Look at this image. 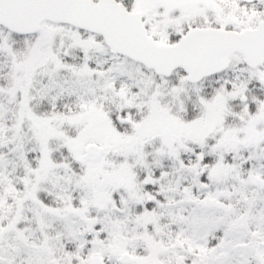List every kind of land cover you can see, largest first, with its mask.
Masks as SVG:
<instances>
[{
    "label": "snow or ice",
    "instance_id": "obj_1",
    "mask_svg": "<svg viewBox=\"0 0 264 264\" xmlns=\"http://www.w3.org/2000/svg\"><path fill=\"white\" fill-rule=\"evenodd\" d=\"M0 264H264V0H0Z\"/></svg>",
    "mask_w": 264,
    "mask_h": 264
}]
</instances>
